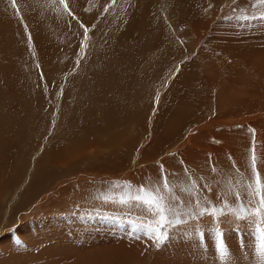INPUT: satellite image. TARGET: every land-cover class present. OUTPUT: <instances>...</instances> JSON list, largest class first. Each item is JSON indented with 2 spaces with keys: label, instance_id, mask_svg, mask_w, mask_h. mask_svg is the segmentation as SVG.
<instances>
[{
  "label": "rangeland",
  "instance_id": "rangeland-1",
  "mask_svg": "<svg viewBox=\"0 0 264 264\" xmlns=\"http://www.w3.org/2000/svg\"><path fill=\"white\" fill-rule=\"evenodd\" d=\"M185 1L67 0L65 8L39 0L46 12L37 14L25 12L29 1L0 0V40L8 47L0 52L12 65L0 73V264L56 252L61 259L45 264H92V254L104 264L109 255L112 264H261L250 213L253 157L264 183V4ZM124 11L161 28L159 38L145 34L150 43L134 58L135 76L153 78L132 85L139 101H123L127 114L104 107L93 122V113L82 117L92 93L82 76L94 44L97 66L113 56ZM141 187L171 209L174 222L159 247L157 217L131 199ZM93 195L99 208L84 209ZM204 208L212 214L200 215ZM242 208L247 218L237 219ZM59 222L69 228L41 225ZM95 222L105 229H90Z\"/></svg>",
  "mask_w": 264,
  "mask_h": 264
},
{
  "label": "bare ground",
  "instance_id": "bare-ground-1",
  "mask_svg": "<svg viewBox=\"0 0 264 264\" xmlns=\"http://www.w3.org/2000/svg\"><path fill=\"white\" fill-rule=\"evenodd\" d=\"M19 1V0H18ZM25 1H29L28 2V6L27 8L29 9H25V12H28V11H31V12H34V10L36 11V13H40L41 11H45V7L41 8V3L39 2V0H25ZM51 1V0H50ZM141 1V0H139ZM146 1V0H145ZM186 3L189 2V1H185ZM72 3V2H71ZM33 4V5H32ZM52 4L53 9L54 8H57L58 5L57 3H50ZM32 5V7H31ZM51 7V6H50ZM47 8V7H46ZM17 9V8H16ZM49 9V8H47ZM52 9V10H53ZM58 11V10H57ZM130 11V10H129ZM30 12V13H31ZM46 12V11H45ZM143 12H145V8L143 9ZM35 13V12H34ZM56 13V12H55ZM3 14V13H2ZM58 14V13H57ZM60 14V12H59ZM124 15H122V18L123 20L121 22H119V26H122L124 28L121 29V33H117V39H116V48L114 50V54L111 58H101V61L99 62L100 65H96L94 63L95 61V50H94V47H95V44L91 47V49H93L92 51H94L93 54H90L91 55V64L90 66L86 69L87 71V74L88 72L90 71V67L92 66L91 69L95 70V72L91 75H87L84 77V75L82 76L84 78V80L86 79V83L89 84V83H92V93H91V96L89 97V100L87 101V104L84 106L83 108V111H82V117H87L86 114H91L93 113V122L95 120L96 117H98V114H100V111H105V108L107 110H111V108L115 109V107H117L118 109H123L125 110V114H127V108L125 106H123V101L126 100L128 103L132 100L133 101V104L134 103H138L139 101V95H140V92H137V88H133L136 86V81L140 80V79H143V81H141V87L139 88H142L143 85H147L148 83H150L151 79L153 78V74H152V78L150 76H148L147 78H139L137 76H135V61H134V58L137 57L136 55L139 54L142 49L144 48H147L148 47V43L150 42H145L143 40L144 36L146 33H154V37L156 36L157 38L161 37L158 36L159 35V31H160V26H158V28H154L153 25H152V19L147 21V19L143 16L141 17V19H138L137 22L136 21H133V20H128V15L127 14V11H124L123 12ZM161 17H163L165 20H167V22H169V24H173L171 18L169 17V15H166V13L162 12L161 13ZM32 15V14H31ZM55 15V14H54ZM45 16V15H44ZM47 16V15H46ZM64 16V15H63ZM192 16V15H190ZM55 17V16H54ZM53 17V18H54ZM58 17V16H57ZM56 17V18H57ZM49 19V18H47ZM56 20V19H55ZM64 20V19H62ZM109 20V19H108ZM111 22H115L116 19H113V20H110ZM144 21H147V22H144ZM5 23V22H4ZM138 24L139 27H137L136 25ZM2 25V23H1ZM0 25V26H1ZM173 25H171V27H169V30L168 32H171V29H173ZM3 28V27H1ZM7 28V27H6ZM60 30V29H59ZM1 31V29H0ZM54 33V32H53ZM65 33V32H64ZM162 34V33H161ZM9 35V34H8ZM19 35V34H18ZM66 36V35H64ZM40 37V36H38ZM116 38V37H115ZM33 39V38H32ZM36 39V38H35ZM39 39V38H38ZM100 39V38H99ZM169 39V38H168ZM42 40V39H41ZM34 41V39H33ZM97 42V41H96ZM95 42V43H96ZM142 43V44H140ZM4 43L1 42L0 40V50H2V52L4 51H7V48L3 45ZM6 44V43H5ZM14 44V43H13ZM48 45V44H47ZM165 45L167 47L170 48V40L167 41V43H165ZM10 46V44H9ZM12 46V45H11ZM14 46V45H13ZM49 47V46H48ZM16 48V47H15ZM20 49V48H19ZM38 49V48H37ZM47 49V48H46ZM16 50V49H15ZM11 51V50H10ZM14 51V50H12ZM18 51V50H17ZM21 51V50H20ZM5 53V52H4ZM15 53V51H14ZM19 53V52H18ZM4 55V54H2ZM1 55V52H0V58H3V59H7V61L5 62V60L3 62H0V73H7L5 70H6V67L8 66H12V65H9L8 64V58L10 57H3ZM130 55H133V56H130ZM13 57L15 58H18L16 54L13 55ZM11 60V58H10ZM12 62V61H10ZM9 62V63H10ZM11 64V63H10ZM11 69L8 70V72L10 71ZM155 72V71H154ZM9 74V78H10V83H12L13 85V77L11 76V72L8 73ZM19 74V73H18ZM2 75V74H1ZM16 75V74H15ZM87 76L90 77V79H87ZM134 78H133V77ZM150 77V78H149ZM145 79V80H144ZM20 80V79H19ZM83 80V82H84ZM16 81V80H15ZM20 83V82H19ZM139 83V82H138ZM146 83V84H145ZM133 85V87H132ZM149 85V84H148ZM147 85V86H148ZM129 90H132L130 92H132L131 95L128 96V91ZM135 90V91H134ZM143 91V90H141ZM143 93V92H142ZM141 93V94H142ZM1 102V101H0ZM3 104V103H2ZM1 105V104H0ZM4 106V105H3ZM2 107V106H1ZM0 107V108H1ZM105 107V108H104ZM114 111V110H113ZM119 111V112H120ZM124 114V115H125ZM101 115H103L101 113ZM113 116V115H112ZM110 116V117H112ZM126 117V116H125ZM124 117V118H125ZM99 118V117H98ZM123 118V119H124ZM92 119V118H91ZM100 119V118H99ZM107 119V118H106ZM113 119V118H112ZM83 120V119H82ZM98 120V119H96ZM115 121V120H114ZM103 122V121H101ZM114 123V122H113ZM95 124V123H94ZM89 126V125H88ZM104 127H109L108 124H104L103 125ZM89 128V127H88ZM100 128V127H99ZM92 130V129H91ZM100 129H98L96 132H99ZM94 132V131H93ZM63 134V133H62ZM89 134H92V133H89ZM74 134H72V137H73ZM62 137V140L61 141H66V140H70L71 142H74L73 141V138L72 137H66V136H61ZM76 138V136H75ZM92 138V137H91ZM90 139V137H89ZM86 141V140H85ZM65 145V144H64ZM59 147V145H58ZM38 172L40 174L41 177H43V173H40V168L38 169ZM97 188V187H96ZM38 188L35 187V186H32L31 189L29 190V193L33 194L34 192H36L35 190H37ZM32 196V195H31ZM104 198V197H103ZM102 198V199H103ZM88 199V202L91 203L89 205H84L85 207H83L84 209H88L93 206L95 207V209L99 208L96 204V200H99V198L95 195L91 196V197H87ZM82 200V198H81ZM84 200V199H83ZM106 200V199H105ZM69 201V200H68ZM74 203V202H73ZM56 205V204H55ZM99 205V204H98ZM102 205V204H101ZM114 208V207H113ZM94 209V210H95ZM100 210V209H99ZM89 212H92V210H90ZM252 212V211H251ZM88 217V216H87ZM89 218V217H88ZM90 219V218H89ZM253 218L251 216V220L250 222L253 223ZM90 221V220H89ZM88 221V222H89ZM95 221V220H94ZM78 224L83 226L84 225V222L80 224V221L78 220ZM93 222V221H91ZM201 222V221H200ZM235 225L237 224L238 226L235 227V228H238V227H241L240 224H238L237 222H233ZM95 224L97 226H94L92 223H89V228L90 229H93V230H97L96 228L97 227H100L102 230L105 229L104 225H99L100 222H95ZM39 225V224H38ZM43 228L45 227H60L61 225H64L63 226V229H66V228H69L67 227L64 222H59L57 225H50L48 223H42L41 224ZM85 225H86V222H85ZM113 227V226H112ZM41 230V229H40ZM58 231V230H57ZM41 232V231H40ZM235 232V231H234ZM241 232V231H240ZM55 233V232H54ZM193 233V232H192ZM237 233V232H236ZM59 234V233H58ZM34 235L36 236V234L34 233ZM45 235V234H44ZM57 235V234H56ZM244 235V234H243ZM242 235V236H243ZM61 236V235H59ZM46 237L47 234H46ZM44 237L43 240L46 238ZM65 238V237H64ZM123 239V237L121 238ZM228 239V244H227V247L231 250L232 249V242H231V238H227ZM230 240V241H229ZM115 242V241H113ZM230 242V243H229ZM248 250V249H247ZM112 252H116L115 250H111ZM244 251V250H243ZM249 251V250H248ZM251 252H254V251H251ZM236 254V252H235ZM234 254V255H235ZM245 254V253H244ZM243 254V255H244ZM61 255H58V253L56 252L55 254L49 256V254H42V256H38L37 258H33L32 257V260L31 262L30 261H27L25 260V264H45V263H48V262H52L54 260V258L56 257L57 260H60ZM191 256V255H190ZM247 256V255H246ZM28 257H31V256H28ZM123 257V256H122ZM109 258V261H110V264L114 263V257L113 255H109L108 256ZM243 258V257H242ZM249 258H251L249 256ZM94 260L95 262H93L92 264H104L105 261L103 260L102 262L100 263H97L99 260H101L102 258L97 255V254H92L90 256V260ZM225 259V258H224ZM48 260V261H47ZM231 260V259H230ZM246 260V258H245ZM57 262V261H55ZM107 263V262H106ZM117 264H120L122 263V261H119L117 260L116 261ZM228 263V262H227ZM251 264V262H249ZM81 264V263H79ZM84 264H91V262H88V261H85ZM109 264V263H107Z\"/></svg>",
  "mask_w": 264,
  "mask_h": 264
},
{
  "label": "snow or ice",
  "instance_id": "snow-or-ice-1",
  "mask_svg": "<svg viewBox=\"0 0 264 264\" xmlns=\"http://www.w3.org/2000/svg\"><path fill=\"white\" fill-rule=\"evenodd\" d=\"M62 4L67 8V0H60ZM258 3L264 4V0H258ZM13 6H15V0H13ZM264 19V14L261 16ZM247 19V17H244ZM253 168L254 174L256 175L255 187L252 190V195L256 199V206L252 209L250 215L257 222V230L261 233L262 243L260 245L261 250V264H264V183L261 182L259 174L255 173V157H253ZM167 188V183L164 185ZM137 203L141 204L145 210L157 217L156 227L152 228V239L156 243V246L159 247L161 243L167 238V233L162 231L167 226L171 225L174 221L168 218L167 213L171 211L170 207L165 204V197L159 195L158 192L153 191L151 188L141 187L138 189V194L131 197ZM124 202V201H122ZM212 214L209 209L204 208L201 210L200 215ZM245 213H248L247 208H242L240 215L237 219H246L247 216ZM217 248L222 257L226 256V250L223 246V243H218Z\"/></svg>",
  "mask_w": 264,
  "mask_h": 264
}]
</instances>
